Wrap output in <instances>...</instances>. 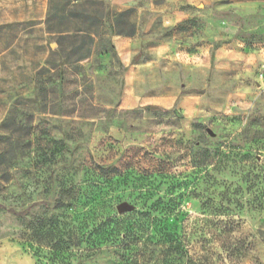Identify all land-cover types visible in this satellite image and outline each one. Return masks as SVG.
<instances>
[{
  "label": "rangeland",
  "instance_id": "374dc122",
  "mask_svg": "<svg viewBox=\"0 0 264 264\" xmlns=\"http://www.w3.org/2000/svg\"><path fill=\"white\" fill-rule=\"evenodd\" d=\"M0 264H264V0H0Z\"/></svg>",
  "mask_w": 264,
  "mask_h": 264
},
{
  "label": "trees",
  "instance_id": "16d2710c",
  "mask_svg": "<svg viewBox=\"0 0 264 264\" xmlns=\"http://www.w3.org/2000/svg\"><path fill=\"white\" fill-rule=\"evenodd\" d=\"M59 34H63V32H59ZM84 34V33H83ZM96 35V34H92V33H85V35H82L81 38L84 39V41L86 39H89L90 43H89V47H88V44L83 42V44H81L78 48H77V51L79 52V59L78 61H82V60H85L87 58H89V56L92 54V50L90 49V44L92 43L93 41V36ZM62 39H64V36H61ZM63 44L60 43V52L61 51V47L63 48L62 46ZM86 46L88 47L86 49ZM8 123L5 124V128L7 127ZM4 128V130H5ZM92 169H94L97 173H99V175L107 180H111V179H114L116 177H118L120 175V171L118 168H115V167H107V168H104V167H96V168H93L91 167ZM102 200L104 201V199L102 198ZM100 235L101 236H119V237H122L123 241H126L128 238H129V235H130V229H128L126 226H123V225H117L116 227H114L113 229H109L106 227V225H102L100 227Z\"/></svg>",
  "mask_w": 264,
  "mask_h": 264
},
{
  "label": "water",
  "instance_id": "95a60500",
  "mask_svg": "<svg viewBox=\"0 0 264 264\" xmlns=\"http://www.w3.org/2000/svg\"><path fill=\"white\" fill-rule=\"evenodd\" d=\"M133 210V207L127 203L121 204L117 207V211L120 215L129 213Z\"/></svg>",
  "mask_w": 264,
  "mask_h": 264
}]
</instances>
